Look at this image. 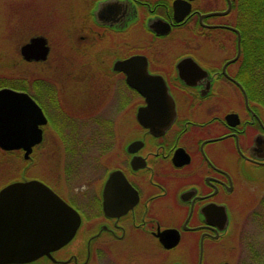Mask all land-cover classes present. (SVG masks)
Listing matches in <instances>:
<instances>
[{
  "label": "flooded vegetation",
  "instance_id": "1",
  "mask_svg": "<svg viewBox=\"0 0 264 264\" xmlns=\"http://www.w3.org/2000/svg\"><path fill=\"white\" fill-rule=\"evenodd\" d=\"M58 7L57 16L65 18L63 40L73 55L59 61L57 82L41 76L44 81H32L25 91L47 123L44 102L62 110L68 121L95 124L93 145L103 147L99 169L82 183L90 188L78 193L81 201L76 197L77 204H71L53 187L79 212L81 224L91 217L85 242L66 258L88 264L80 258L94 248L142 238L169 250L191 234V264H205L207 253H214L210 264H240L239 254L236 263L225 254L233 249L228 242L236 200L243 189L256 198L259 190L264 194V63H258L264 56L257 53V20L253 15L248 20L242 0H60ZM178 34L181 50L175 51ZM33 36H42L48 51L44 59L27 62L54 65L44 34L28 37L17 54ZM132 57L145 68L132 74L158 76L173 101L174 116L162 131L145 126L162 113L148 111L137 118V108L147 101L130 86L129 65L118 63ZM67 108L79 110L70 115ZM67 165L61 168L66 176ZM77 201L89 202V212ZM165 229L177 230L175 245L165 246L173 241L171 232L161 239ZM130 244V264H139L130 260L139 254Z\"/></svg>",
  "mask_w": 264,
  "mask_h": 264
},
{
  "label": "rangeland",
  "instance_id": "2",
  "mask_svg": "<svg viewBox=\"0 0 264 264\" xmlns=\"http://www.w3.org/2000/svg\"><path fill=\"white\" fill-rule=\"evenodd\" d=\"M58 4H60V0H0V77L27 75L22 72L29 71L28 74L49 76L56 82L58 81L59 61H62L67 55H73L63 40L62 26L65 18L57 16L61 13ZM246 24V33H249L248 23L246 22ZM36 34H44L49 37L52 46L50 60L55 63L54 65L26 64L18 59L20 57L17 54L18 45L31 35ZM184 36H187L186 33ZM181 37L182 34H178L173 41L175 51L181 50L179 47ZM28 76L30 77V75ZM41 87L39 86V88ZM29 89L31 90L30 87ZM78 110L67 108L66 113L74 115ZM44 111L48 116V123L44 128V140L41 145L34 147L30 159L24 160L20 150L8 153L0 149V185L13 180L39 178L55 187L54 189L68 202L77 204L75 198L77 197L81 201L83 198L80 199L82 195L79 194L83 192V189L90 188L89 186L83 188L82 183L88 180L87 183L90 182L89 177L96 173V169H99V161L102 157V154L98 152L103 147L99 146L97 150L93 145L92 136L96 132V125L90 121L84 123L78 118L68 121L70 119H67L62 110L57 107H48L46 102H44ZM105 112V109L99 110V114ZM64 145L66 152H64ZM68 151L71 153L69 154ZM76 151H80L81 154ZM96 151L97 154H95ZM107 156H104V160L107 159ZM67 163L66 168L69 166L70 168L66 171H71L68 176L61 169ZM261 194L262 190H259L258 199ZM257 198L252 191L243 189L236 200L233 235L228 242L233 249L225 252L227 258L233 263H236L238 254L240 264L264 263V217L257 215L260 210ZM79 204L83 207L84 213L91 209L89 202L87 205L83 202ZM90 218L86 217L87 222L80 226L71 241L62 249L53 252L56 258H65L71 253H76V246L83 245L86 240V231L91 229V222L88 221ZM192 236L191 234L186 235L177 247L169 250L156 247L147 238H142L136 244L110 243L104 245L106 247L101 250L94 248L89 255L88 264H130L129 249L127 248L129 244L136 247L138 250L135 251L139 253L136 255L138 259L130 260L139 264H170L174 260L182 264H191L195 256V243ZM211 249L216 250L217 247L213 245ZM212 256L214 253L206 254L205 264H210ZM84 258L85 254L80 259ZM24 264L54 263L41 257Z\"/></svg>",
  "mask_w": 264,
  "mask_h": 264
},
{
  "label": "water",
  "instance_id": "3",
  "mask_svg": "<svg viewBox=\"0 0 264 264\" xmlns=\"http://www.w3.org/2000/svg\"><path fill=\"white\" fill-rule=\"evenodd\" d=\"M184 12L177 20L183 18ZM45 43L42 36L31 37L21 46L23 58L44 59L48 51ZM118 63L129 65V84L147 101L145 106L138 108L137 118L140 119L148 111L162 113L153 116L161 121L159 125L157 121L145 125L153 133H156L155 129L162 131L175 113L173 101L164 90V83L158 76H150L146 72L142 76L138 72L132 74V69L145 71L144 63L141 65L138 58L132 57ZM46 123L42 108L26 91L0 87V149H22L23 157L29 158L33 146L41 141V126ZM0 216V264H24L41 257H46L52 263H64L71 259V256L56 258L53 252L74 238L81 224L80 214L45 182L26 178L6 183L0 188ZM168 232L173 233V241L165 244L166 247L175 245L179 238L176 229H165L159 233L161 239Z\"/></svg>",
  "mask_w": 264,
  "mask_h": 264
},
{
  "label": "trees",
  "instance_id": "4",
  "mask_svg": "<svg viewBox=\"0 0 264 264\" xmlns=\"http://www.w3.org/2000/svg\"><path fill=\"white\" fill-rule=\"evenodd\" d=\"M243 8L246 10L248 14V20L251 19V15H253L257 20V28H256V46L258 55L264 56V0H242ZM250 33H244V51H249L250 43L249 41ZM248 42V43H247ZM34 84H40L44 81L43 77L34 76L29 77L28 75H18L16 77L4 75L0 77V87L12 85L15 89L27 90L31 85V82ZM9 86V87H12ZM12 87V88H13ZM8 153H14L15 151H6ZM260 210L257 212V215L264 217V194L259 201ZM72 263V262H70Z\"/></svg>",
  "mask_w": 264,
  "mask_h": 264
},
{
  "label": "bare ground",
  "instance_id": "5",
  "mask_svg": "<svg viewBox=\"0 0 264 264\" xmlns=\"http://www.w3.org/2000/svg\"><path fill=\"white\" fill-rule=\"evenodd\" d=\"M20 57L18 58L21 62H23V63H26V64H29L28 62H27V60L25 59V58H23V56L22 55H19ZM258 63H259V65L260 64H262V63H264V59H262V60H258ZM22 73H24V74H27V75H31V74H28L29 73V71H24V72H22ZM34 76H40L41 77V75H39V74H33ZM139 108V107H138ZM138 108H137V110H138ZM137 113V112H136ZM47 124H45V125H43V126H46ZM42 129V137H41V141L38 143V144H36V145H34L33 146V148H32V151H34V147L36 146V147H38L39 145H41L42 143H43V140H44V137H43V133H44V128H41ZM37 179H39V178H37ZM39 180H41V179H39ZM41 181H43V180H41ZM43 182H45L46 184L48 183L47 181H43ZM8 183V182H7ZM5 184H3V185H0V188H2L3 186H4ZM51 189H53V186L50 184V183H48L47 184ZM54 190V189H53ZM85 257H86V255H85ZM37 259H40V258H37ZM36 259V260H37ZM35 261V260H34Z\"/></svg>",
  "mask_w": 264,
  "mask_h": 264
}]
</instances>
